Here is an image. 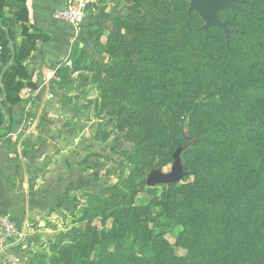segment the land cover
I'll return each mask as SVG.
<instances>
[{
    "label": "rangeland",
    "instance_id": "374dc122",
    "mask_svg": "<svg viewBox=\"0 0 264 264\" xmlns=\"http://www.w3.org/2000/svg\"><path fill=\"white\" fill-rule=\"evenodd\" d=\"M113 4L99 22L68 32L63 57L53 64L63 69L65 92L57 96L59 107L43 109L54 110L62 122L56 157L64 153L78 172L74 179L81 180L37 211L19 234L18 264H73L80 252L92 253L89 264H138L121 248L103 261L95 252L120 230L132 233L141 249L156 226L161 264H201L190 251L206 248L214 264H257L258 243L231 214L182 202L221 200L251 173L247 160L256 158L251 152L264 137L257 125L264 118L257 114L259 102L248 100L247 113L206 108L191 119L185 106L264 76V22L259 31L247 19L222 13L243 30L226 41L217 28L201 31L199 15L188 12L190 0ZM250 5L264 11V0ZM93 9L95 4L88 11ZM186 129L197 143L184 152L190 143ZM178 150L184 172L192 174L175 184L148 186L153 171L172 172ZM111 197L110 205L101 202Z\"/></svg>",
    "mask_w": 264,
    "mask_h": 264
},
{
    "label": "crops",
    "instance_id": "0c3cea01",
    "mask_svg": "<svg viewBox=\"0 0 264 264\" xmlns=\"http://www.w3.org/2000/svg\"><path fill=\"white\" fill-rule=\"evenodd\" d=\"M113 3L114 0H92L88 8L95 4L98 13L95 12L96 9L88 11L85 23L95 24L102 20L106 16L102 10L110 11ZM27 6L30 14L29 27L49 33L52 39L46 44L39 42L36 51L25 61L31 81L37 85V89H26L21 93L22 104L16 110L19 118L12 133L0 142V213L11 215L19 234L27 228L37 211L55 197L60 198L68 185L81 180L79 177L74 179L73 176L78 172L69 168L64 153L59 158L56 157L62 122L54 110L47 113L43 109L57 108L60 105L57 96L65 91L60 88V78L57 77L60 68L53 64L63 57L61 49L69 43L68 32L75 30L71 25L52 18L53 12L63 7L62 0H27ZM10 9L12 14L8 12ZM15 10L10 4L5 9L4 16L7 27L17 31L19 43L21 29L13 17ZM22 112H31L33 115L28 114L30 116L26 118L25 114L24 118ZM78 165L77 163L76 167ZM16 243L0 248V261L7 257L19 261L20 252Z\"/></svg>",
    "mask_w": 264,
    "mask_h": 264
},
{
    "label": "trees",
    "instance_id": "16d2710c",
    "mask_svg": "<svg viewBox=\"0 0 264 264\" xmlns=\"http://www.w3.org/2000/svg\"><path fill=\"white\" fill-rule=\"evenodd\" d=\"M12 1V0H11ZM245 1L243 6L253 12L256 15H263L256 13L251 5L250 0ZM12 4L16 10L13 12L14 20L20 25L21 33L19 36L20 42L16 33L7 27L5 23V9ZM88 9V8H87ZM189 12V11H188ZM196 13V12H195ZM228 13L229 12H223ZM231 15V14H230ZM249 20L252 25L260 31L261 24L264 22L253 21L251 18L246 16H237ZM222 18V13H221ZM228 22V21H227ZM30 14L27 6V0H0V142L8 137L12 133V129L19 118L17 114V108L22 104L21 93L26 89L36 90L37 85L31 81L30 73L24 64L25 61L32 55L33 52L38 48V43L46 44L51 41L52 37L49 33L40 31L36 28L29 27ZM204 24V23H203ZM229 24V22H228ZM92 25V24H91ZM203 26V25H202ZM201 26V31H204ZM229 27L234 30L229 37L232 40L235 36L243 33L242 29L234 28L229 24ZM219 29V28H217ZM220 30V29H219ZM222 32V30H220ZM223 33V32H222ZM229 43V42H228ZM115 54L112 55V57ZM117 58H122L116 56ZM63 69L57 71L58 77H61L59 84L63 80ZM246 76H244V79ZM239 86V88H230L229 91L212 95L203 100L194 99L185 106V112L188 119H191L200 111L206 108H219L226 110L227 107H232L234 110L238 109L237 112H248L251 108L249 104L250 99H255L261 107L259 108L260 118L264 116V76L253 77V82L246 83ZM242 107L245 109L242 110ZM263 124H262V123ZM261 124H257L262 127L264 132V118L260 120ZM229 131L227 128H222L220 131ZM247 131V130H246ZM188 130H184V135L190 140V143L182 147L181 150L184 152L190 150L196 143L197 139L192 138L188 135ZM250 133V132H249ZM249 140V138H248ZM258 145L257 150H252V155L257 154L256 158H249L250 174L241 176V183L235 189L234 194L227 195L225 198L218 200L213 198L212 200H203L200 197H195L190 201H184L182 204L197 203L206 209L212 210H225L231 216L238 220L248 234L258 243L259 246V262L257 264H264V137L261 136L260 140L256 141ZM254 161V163H252ZM186 175H191L187 171ZM114 197L109 199H103L101 202L109 203L113 201ZM117 199V198H116ZM219 203V206H218ZM166 211L173 210L172 207L164 206ZM154 223H157L156 219H152ZM156 226V225H155ZM198 227V226H197ZM215 236H223L224 233L218 230H208ZM230 238V234H226ZM160 238L157 226L150 229L147 233L146 242H144L139 249L136 246V237L127 231L120 230L110 241H104L100 249H97L96 260H104L107 257L108 252L111 249L121 248L125 255H128L130 259L138 264H161L158 257L159 250L155 247V244ZM231 240V238H230ZM197 258L201 264H214L215 260H211L209 255L210 249L204 250H192L190 251ZM91 254L88 252H80L75 259L73 264H89L91 263Z\"/></svg>",
    "mask_w": 264,
    "mask_h": 264
},
{
    "label": "water",
    "instance_id": "95a60500",
    "mask_svg": "<svg viewBox=\"0 0 264 264\" xmlns=\"http://www.w3.org/2000/svg\"><path fill=\"white\" fill-rule=\"evenodd\" d=\"M243 0H190L189 12H196L204 23L202 29L208 31L210 27H216L222 30L226 40L234 30L229 27L227 21L221 18V13L229 12L233 18L237 16H246L255 22L264 19L263 15H256L243 6ZM181 150L174 154L176 161L171 173L165 174L162 171H153L147 181L148 186H157L161 184H175L185 178L186 174L179 160Z\"/></svg>",
    "mask_w": 264,
    "mask_h": 264
},
{
    "label": "built area",
    "instance_id": "2783aa9c",
    "mask_svg": "<svg viewBox=\"0 0 264 264\" xmlns=\"http://www.w3.org/2000/svg\"><path fill=\"white\" fill-rule=\"evenodd\" d=\"M63 7L53 12L52 18L57 22H63L71 25L75 32L81 30L85 24L88 5L92 0H62ZM19 231L16 223L10 214L0 213V248L3 245H9L17 242ZM0 264H18V260L10 257L2 260Z\"/></svg>",
    "mask_w": 264,
    "mask_h": 264
}]
</instances>
